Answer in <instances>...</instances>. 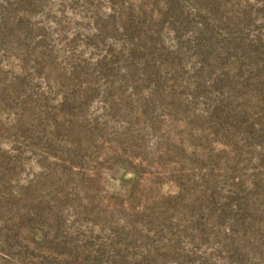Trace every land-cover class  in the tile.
Wrapping results in <instances>:
<instances>
[{
  "label": "rangeland",
  "instance_id": "374dc122",
  "mask_svg": "<svg viewBox=\"0 0 264 264\" xmlns=\"http://www.w3.org/2000/svg\"><path fill=\"white\" fill-rule=\"evenodd\" d=\"M0 264H264V0H0Z\"/></svg>",
  "mask_w": 264,
  "mask_h": 264
}]
</instances>
